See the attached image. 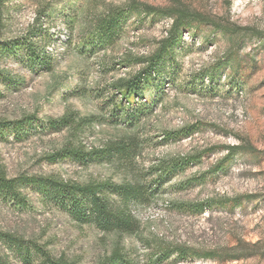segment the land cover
Returning <instances> with one entry per match:
<instances>
[{"label": "rangeland", "instance_id": "374dc122", "mask_svg": "<svg viewBox=\"0 0 264 264\" xmlns=\"http://www.w3.org/2000/svg\"><path fill=\"white\" fill-rule=\"evenodd\" d=\"M135 3L184 7L222 28L189 27L175 61L132 98L120 80L140 72L172 22ZM0 39L21 43L0 57L7 175L144 187L142 200L131 204L138 221L132 233L78 223L34 185L22 187L21 201L0 195V230L73 264H100L116 247L132 264H264V0H5ZM28 40L32 46L22 44ZM42 52L48 70L29 62ZM138 103L144 111L136 123L129 126L123 113L113 120ZM67 111L91 120L78 131L50 126ZM30 114L34 120L15 130ZM185 127L192 132L168 137ZM115 141L129 144L130 155L87 164L47 159L67 142L89 149ZM228 146L240 148L229 153ZM178 247L189 254H177ZM13 248L0 242L13 264H23ZM208 251L218 256L190 255ZM38 262L33 254L30 264Z\"/></svg>", "mask_w": 264, "mask_h": 264}, {"label": "trees", "instance_id": "16d2710c", "mask_svg": "<svg viewBox=\"0 0 264 264\" xmlns=\"http://www.w3.org/2000/svg\"><path fill=\"white\" fill-rule=\"evenodd\" d=\"M5 0H0V19ZM136 10L146 12L148 14H167L171 17L172 22L167 30V34L158 42L155 50L151 55L146 57L144 67L137 75L127 79L120 80L119 88L124 90L125 97L135 98L139 96L142 87L153 80L156 76L163 73V68L176 59V47L182 43L183 32L198 23L211 24L213 28H222L210 17L204 14L192 11L187 8H167L159 9L153 6L135 3ZM225 28V27H224ZM226 29V28H225ZM32 44L30 40L22 42V44ZM21 43H7L0 39V57L10 54L13 50L19 49ZM32 46V45H31ZM27 57H30L27 55ZM33 67H41L48 70L50 65L47 63L46 55L37 54L30 58ZM38 67V68H39ZM154 81V80H153ZM143 104L138 103L136 106L131 104L115 114V119L119 120L124 114L125 122L130 126L138 121V116L143 110ZM123 113V114H122ZM34 120V115H26L16 121L15 130L25 128V124H30ZM91 118H78L75 111H67L58 118L49 120L52 127H71L78 131L84 122H89ZM192 131L190 127L179 130L169 131V136H185ZM131 146L120 141L109 142L100 147H90L87 149L84 144H75L67 142L61 149L53 151L47 155L49 161H55L64 157H72L83 164H87L95 159L112 162L115 159L125 158L130 155ZM229 153L240 148L239 146L226 147ZM126 169L129 171V162H126ZM25 185L36 186L41 193H44L50 199L59 202L61 208L69 215V217L78 223H90L98 230L103 232L119 231L132 233L138 229V221L131 211V204L141 201L144 192L143 185H138L131 181H123L117 183L112 179L91 180L87 182H78L64 180L52 175L49 176H27L18 175L9 177L6 173L5 166L0 162V195L14 201L23 199L22 187ZM230 202H237L239 198L229 199ZM0 242L13 246L18 252V256L23 264H30L31 256L36 254L39 256L38 264H73L63 256L54 257L43 246L34 244L29 240L17 236L10 232L0 230ZM177 254H189L186 248H176L173 250ZM195 257L210 258L218 256L214 252L208 251L204 253H190ZM0 264H13L8 257L0 251ZM100 264H132L126 257L121 248H115L109 257Z\"/></svg>", "mask_w": 264, "mask_h": 264}]
</instances>
